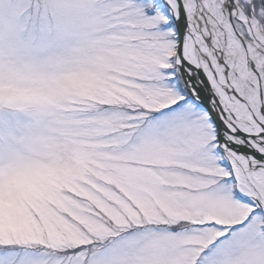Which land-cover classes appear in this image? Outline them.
Instances as JSON below:
<instances>
[{"label":"snow or ice","instance_id":"obj_1","mask_svg":"<svg viewBox=\"0 0 264 264\" xmlns=\"http://www.w3.org/2000/svg\"><path fill=\"white\" fill-rule=\"evenodd\" d=\"M0 264H264V0H0Z\"/></svg>","mask_w":264,"mask_h":264}]
</instances>
